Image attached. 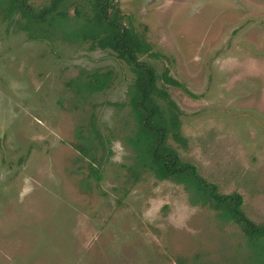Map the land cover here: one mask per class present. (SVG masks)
I'll list each match as a JSON object with an SVG mask.
<instances>
[{
    "label": "rangeland",
    "instance_id": "obj_1",
    "mask_svg": "<svg viewBox=\"0 0 264 264\" xmlns=\"http://www.w3.org/2000/svg\"><path fill=\"white\" fill-rule=\"evenodd\" d=\"M114 1L150 46L139 60L179 83L157 81L184 139L168 144L264 221V0ZM28 34L0 18V264H244L235 224L172 180L127 172L128 66L89 41ZM93 70L111 82L80 102L67 82ZM89 114L104 147L99 180L74 147Z\"/></svg>",
    "mask_w": 264,
    "mask_h": 264
},
{
    "label": "trees",
    "instance_id": "obj_2",
    "mask_svg": "<svg viewBox=\"0 0 264 264\" xmlns=\"http://www.w3.org/2000/svg\"><path fill=\"white\" fill-rule=\"evenodd\" d=\"M69 9L73 10V15H69ZM0 18L13 20L19 29L29 31V37L41 34L48 39L57 36L73 42L89 41V48L108 49L123 61L132 73L126 92V104L133 120L131 132L125 137L134 151L133 166L127 168L129 175L135 180L139 171H148L158 180L168 179L182 185L195 196L193 202L208 207L220 220L239 228L243 245L249 248L244 264H264V221L250 220L242 210L239 193H219L213 183L202 178L196 167L182 160L168 144V137L182 144L184 139L180 136L176 106L164 89L158 87L157 81L179 83L169 77L167 68L157 75L151 65L139 60L143 54L153 56L150 46L131 25L123 23L114 0H45L38 8L28 0H0ZM110 82V70H93L81 72L67 85L73 95L84 102L92 93L107 88ZM91 115L78 122L75 137L78 143L74 147L86 159L90 176L99 180L103 157L98 150L104 147Z\"/></svg>",
    "mask_w": 264,
    "mask_h": 264
}]
</instances>
